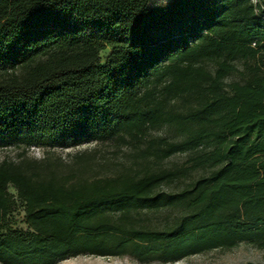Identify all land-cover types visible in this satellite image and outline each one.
<instances>
[{
  "label": "trees",
  "instance_id": "trees-1",
  "mask_svg": "<svg viewBox=\"0 0 264 264\" xmlns=\"http://www.w3.org/2000/svg\"><path fill=\"white\" fill-rule=\"evenodd\" d=\"M152 2L0 0V264L264 249V0Z\"/></svg>",
  "mask_w": 264,
  "mask_h": 264
},
{
  "label": "rangeland",
  "instance_id": "rangeland-1",
  "mask_svg": "<svg viewBox=\"0 0 264 264\" xmlns=\"http://www.w3.org/2000/svg\"><path fill=\"white\" fill-rule=\"evenodd\" d=\"M169 0H153L151 6L155 7L161 5L163 2H168ZM110 55V51H105L102 53V61L105 62L108 56ZM110 147L106 146H98L96 144L80 147L75 150L55 151V154L61 156L62 158H67L68 155H75L80 152L91 151L95 149L99 150H109ZM44 152L42 150H33L30 153V157L36 160L43 159ZM17 150L8 149V150H0V163H2L6 159H16ZM185 163V158L183 157H174L170 161L167 162L168 166H172L174 164L182 165ZM175 188H169L168 190L173 191ZM11 195H16V191L14 189H10ZM23 220V208L21 206H17L15 212L12 215L11 227L13 230L24 231L27 232L28 229L22 223ZM109 260H115L113 263H109ZM116 260L125 261L128 260L132 264H140L136 260L131 257H123V258H100V257H90V256H81L74 259H70L61 264H117ZM175 264H264V249L259 250L255 249L247 244H240L237 247H234L230 250L223 251L217 250L209 254H205L202 256H193L187 261L175 263Z\"/></svg>",
  "mask_w": 264,
  "mask_h": 264
},
{
  "label": "bare ground",
  "instance_id": "bare-ground-1",
  "mask_svg": "<svg viewBox=\"0 0 264 264\" xmlns=\"http://www.w3.org/2000/svg\"><path fill=\"white\" fill-rule=\"evenodd\" d=\"M109 263H113L115 262V260H109ZM117 264H132L130 261L125 260V261H121V260H116Z\"/></svg>",
  "mask_w": 264,
  "mask_h": 264
},
{
  "label": "built area",
  "instance_id": "built-area-1",
  "mask_svg": "<svg viewBox=\"0 0 264 264\" xmlns=\"http://www.w3.org/2000/svg\"><path fill=\"white\" fill-rule=\"evenodd\" d=\"M254 2L257 3V0H254ZM33 150H39V149H33ZM33 150H32V151H33Z\"/></svg>",
  "mask_w": 264,
  "mask_h": 264
}]
</instances>
